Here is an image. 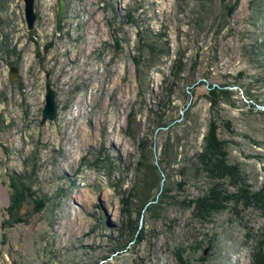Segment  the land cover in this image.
<instances>
[{
    "label": "rangeland",
    "instance_id": "1",
    "mask_svg": "<svg viewBox=\"0 0 264 264\" xmlns=\"http://www.w3.org/2000/svg\"><path fill=\"white\" fill-rule=\"evenodd\" d=\"M58 1L0 0V264H252L255 205L189 201L214 119L264 187V0Z\"/></svg>",
    "mask_w": 264,
    "mask_h": 264
},
{
    "label": "trees",
    "instance_id": "2",
    "mask_svg": "<svg viewBox=\"0 0 264 264\" xmlns=\"http://www.w3.org/2000/svg\"><path fill=\"white\" fill-rule=\"evenodd\" d=\"M216 120H212L209 124L208 132L205 136L204 153L201 155L202 169L206 170L212 183L205 195L194 200H190L196 206V213L203 217L212 216L215 212L224 207L223 202L233 201L235 204L242 201L246 205H255L264 218V187L252 190L247 185L246 178L237 165L229 164L226 158L227 142L216 136L217 128ZM226 125V123H225ZM229 126V123L227 124ZM230 177L235 181L239 188L235 193H229L221 189L220 178ZM264 232V225H263ZM253 254L252 264H264V238L260 239V243Z\"/></svg>",
    "mask_w": 264,
    "mask_h": 264
},
{
    "label": "water",
    "instance_id": "3",
    "mask_svg": "<svg viewBox=\"0 0 264 264\" xmlns=\"http://www.w3.org/2000/svg\"><path fill=\"white\" fill-rule=\"evenodd\" d=\"M25 13L29 23V27L31 28L35 19V13L33 10V0H25ZM65 13V2L63 0L58 1V9L56 16V28L59 30L61 22L63 20ZM56 116V103H55V94L54 91L48 87L46 93V105L44 109V120L45 119H54Z\"/></svg>",
    "mask_w": 264,
    "mask_h": 264
},
{
    "label": "bare ground",
    "instance_id": "4",
    "mask_svg": "<svg viewBox=\"0 0 264 264\" xmlns=\"http://www.w3.org/2000/svg\"><path fill=\"white\" fill-rule=\"evenodd\" d=\"M105 124V123H104ZM105 127V126H104ZM16 184V183H15ZM17 186V185H16ZM22 187V186H21ZM22 189V188H21ZM25 189H26V187H25ZM23 191V190H22Z\"/></svg>",
    "mask_w": 264,
    "mask_h": 264
}]
</instances>
